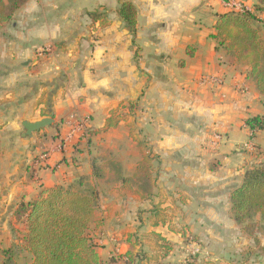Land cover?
Here are the masks:
<instances>
[{
    "label": "crops",
    "instance_id": "0c3cea01",
    "mask_svg": "<svg viewBox=\"0 0 264 264\" xmlns=\"http://www.w3.org/2000/svg\"><path fill=\"white\" fill-rule=\"evenodd\" d=\"M129 1L137 10L135 38L120 0H98L78 13L70 0H30L22 19L1 30L0 226L9 219L24 226L15 216L21 203L88 177L99 193L89 236L102 264H187L181 236L234 232L231 194L246 171L264 164V132L245 124L264 115V95L251 69L212 37L218 16L229 12L221 0ZM200 9L212 15L213 29L191 41L197 22L185 15ZM205 76L223 84H201ZM48 98L53 126L24 138V121L49 116ZM75 115L92 118L90 144ZM110 118L119 124L107 128ZM104 154L121 160L110 169ZM154 236L166 248L159 241L154 252ZM208 251L231 250L199 246L194 263L207 264ZM146 253L159 260H141Z\"/></svg>",
    "mask_w": 264,
    "mask_h": 264
},
{
    "label": "trees",
    "instance_id": "16d2710c",
    "mask_svg": "<svg viewBox=\"0 0 264 264\" xmlns=\"http://www.w3.org/2000/svg\"><path fill=\"white\" fill-rule=\"evenodd\" d=\"M28 1L0 0V28L9 23ZM120 3L119 15L135 38L136 7L129 0H120ZM255 23L256 16L250 13L221 14L215 25L216 34L212 37L222 45L221 37L226 36L225 32L231 29L237 32L230 36L231 41L224 48L238 62L249 63L250 76L264 95V69L260 65L263 48ZM119 122V119L110 118L106 127H116ZM245 124L251 131L264 132V115L250 117ZM147 178H144L143 185L147 184ZM98 199L96 186L88 177H81L68 187L43 189L37 200L21 203L15 216L17 222L25 226L23 249L31 256L32 264H102L97 246L88 234ZM231 206L238 225L257 215L264 221V164L246 171L242 184L231 194ZM1 253L4 256L9 254L4 250Z\"/></svg>",
    "mask_w": 264,
    "mask_h": 264
},
{
    "label": "rangeland",
    "instance_id": "374dc122",
    "mask_svg": "<svg viewBox=\"0 0 264 264\" xmlns=\"http://www.w3.org/2000/svg\"><path fill=\"white\" fill-rule=\"evenodd\" d=\"M70 1L73 4L74 12L78 13L83 8L92 9L93 7H95L96 2L98 0H70ZM221 1L224 7L229 10V12H240V13L246 12V13H250L256 16L255 28L257 29L259 33L260 40L262 43V48H263V59L261 60L260 65L264 69V41H263L264 40V0H257L255 4H249L245 1L234 0L236 3L240 5V11L234 10V8H229L226 5L227 0H221ZM25 5H23L19 10L16 11V13L13 16V19L9 23L3 25L0 28V33L3 28H8L9 26H11L14 20L22 19V14L21 15H18V14H20L19 13L20 10ZM100 14L101 16L104 15L103 13H100ZM185 18H186V21L188 22L189 21L197 22V24L194 25V29L191 31V33H189V35L187 34V37H189L191 41L193 38L200 35L202 31L213 29L212 15L208 12H205L203 9L196 10L192 14H186ZM182 29L185 33H187L186 27H183ZM4 33L6 34L7 32H4ZM235 33L237 32L233 29L225 32L224 34L226 36L221 37L222 38L221 41L223 44L220 45V47L224 48V45L227 46L228 42H230L232 38L230 36H232ZM183 42L185 43V41ZM186 43H190V42H186ZM180 54L183 57V54L185 53L184 51H182V53ZM242 64L250 68V65L247 61L242 62ZM200 83H201V79H200ZM53 101H54L53 99H49V98L46 99L45 101V108H43V111L47 113V114L45 113L46 115H49L47 117H50L51 112H52L51 107L48 108L47 104H51ZM86 117L89 118V125H84L82 129L83 134H82L81 139L82 141H86L87 143L90 144L92 137L96 135V133L93 131V128L91 126L92 118L90 116L81 115L80 119H85ZM128 117H131V116H128ZM129 120L130 119L128 118V121ZM52 126L53 124L49 127H52ZM2 128L3 126L0 123V130ZM46 128H44L43 130H46ZM132 135L135 138H138L139 140L147 141V139L143 137V135H141L139 131L137 130H133ZM115 138L120 139L121 138L120 133L118 134V138L114 136V139ZM146 144H148V142ZM102 156L103 158H109L108 159L109 161L108 162L104 161V164H108V165L110 164L108 166L110 169H113L111 167L112 164H116V162H119L121 160V157H118V156H113V155L108 156L107 154H104ZM75 189L78 190L79 188L75 186ZM5 225H6V228H1L0 226V264H3V263L4 264H32L33 262H32L31 256L26 254V252L23 250V237H24V231H25L24 226L22 224H17V223L15 224L14 220H10V219L7 220V223ZM95 225L96 224L92 220V222L90 223V231L88 233L89 235H91V233L94 232ZM175 238L176 240L180 239V237H178L177 235L175 236ZM205 238L206 239L201 240L200 236L194 235L192 233L181 236L180 242L183 243L182 246L184 248L186 247L189 249V250H187L186 248L184 249L185 254L183 255H185L184 256L185 260L183 259V261H187V264H195L194 261H196L200 257V255L195 252V249L199 248V246H213V247L217 246L219 248H226L228 250H231V251H226L222 253L221 251L220 253L216 252V254L208 251L209 252L208 256L203 258V261L206 262L207 264H240L241 262H249V261H253L258 264L260 261H264V221L261 219L260 215L255 216L252 220L242 225H238L236 223L234 232L230 233L228 236H220L219 234H216V235H207L205 236ZM157 239L158 238H156L155 236H154V239H151V240H154V242H156L153 245V241H152V244L150 245V246H154V252H155V246H158L157 242L161 241L160 238L159 240ZM147 242L149 241L147 240ZM170 243L171 245H173L174 243H177V242H175V240L172 239ZM166 244H167L166 242H162V244H160L159 246H162V248H166L164 247L166 246ZM240 247H241V250H240ZM244 248L245 250H243ZM3 250L6 252L8 251L9 254L4 256V254L1 253L3 252ZM141 256H142L141 260H146V259L147 260L152 259V261L156 259L159 260V258L157 257L158 254L156 253H153V254L146 253V254H142ZM134 257H135V254H133L131 257L129 256L128 258L129 260L131 259L134 260ZM214 259H217V260L213 261Z\"/></svg>",
    "mask_w": 264,
    "mask_h": 264
},
{
    "label": "built area",
    "instance_id": "2783aa9c",
    "mask_svg": "<svg viewBox=\"0 0 264 264\" xmlns=\"http://www.w3.org/2000/svg\"><path fill=\"white\" fill-rule=\"evenodd\" d=\"M226 5L229 8H234V10L240 11V5L236 3L234 0H227ZM201 84H214L217 87H220L223 82L219 77L214 76H205L201 78ZM74 118L79 121L76 125L79 127V131H82L84 125H89V118L86 117L85 119H80L77 115L74 116ZM221 141V135L216 133L213 137V146L216 147ZM67 143L64 141V144H61V149L67 148ZM50 159L49 152H44L41 154V160L43 163H46Z\"/></svg>",
    "mask_w": 264,
    "mask_h": 264
},
{
    "label": "water",
    "instance_id": "95a60500",
    "mask_svg": "<svg viewBox=\"0 0 264 264\" xmlns=\"http://www.w3.org/2000/svg\"><path fill=\"white\" fill-rule=\"evenodd\" d=\"M53 123H54V119L50 117H46L35 122L24 121L22 123V126L25 130L24 138L30 137L33 133L39 132L44 128L51 126Z\"/></svg>",
    "mask_w": 264,
    "mask_h": 264
}]
</instances>
